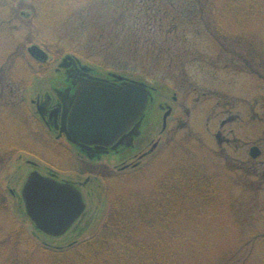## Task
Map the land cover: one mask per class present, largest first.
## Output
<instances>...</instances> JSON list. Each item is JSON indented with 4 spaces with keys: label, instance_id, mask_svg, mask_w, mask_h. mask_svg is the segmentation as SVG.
<instances>
[{
    "label": "rangeland",
    "instance_id": "374dc122",
    "mask_svg": "<svg viewBox=\"0 0 264 264\" xmlns=\"http://www.w3.org/2000/svg\"><path fill=\"white\" fill-rule=\"evenodd\" d=\"M86 1L81 15L74 11L67 19L69 8L47 18L46 24L54 25L36 30L41 44L34 45L51 61L41 64L27 52L31 32L23 17L38 1L0 0V195L7 203L0 213V264H51L47 252H64L98 234L116 193L149 198L178 169L177 174L194 175L207 190L191 203L184 196L179 221L160 226L174 227L181 236L175 241L163 231L162 264H264V140L258 160L248 156L245 146L257 145L264 130V0H211L213 14H204L197 0ZM208 19L215 27L206 24ZM226 34L235 39L224 40ZM67 56L97 74L110 72L146 83L159 94H176L182 123L172 125L144 168L92 183L94 197L87 199L77 226L50 238L27 216L21 193L33 165L42 175L56 171L63 178L76 172L88 177L76 152L53 144L31 105L49 89ZM229 118L245 121L225 126L240 135V151L219 144L217 134ZM26 136L34 143L25 144ZM11 144L22 145L25 152H7Z\"/></svg>",
    "mask_w": 264,
    "mask_h": 264
},
{
    "label": "flooded vegetation",
    "instance_id": "af4514ba",
    "mask_svg": "<svg viewBox=\"0 0 264 264\" xmlns=\"http://www.w3.org/2000/svg\"><path fill=\"white\" fill-rule=\"evenodd\" d=\"M59 72L65 77L51 81L49 89L40 91L31 100V105L35 108L37 114V117L36 115L34 117L35 119L38 118V123L52 137L54 145L61 147L62 150L76 152L75 155L78 156L76 160H78L77 163L81 166L82 172L87 171L89 173L85 180L82 179L83 175L79 172H76L75 175L69 174L67 178L60 177L56 171L49 172L43 176L53 178L59 183L73 185L81 192L87 212V199L94 197V192L89 187L98 179H102L105 182L101 176L95 175L90 168L98 169L104 176H107V172H110L108 177L114 180L117 177L116 175L132 174L147 166L160 150L164 137L169 130H173L172 125L175 124L177 126L178 123H182V118H177L180 112V98L170 92L167 94H159L157 90L152 92L148 109L144 116L128 130H111L107 132L103 128H84L79 126L82 120L76 115V110L79 107L77 97L82 89L85 88L86 83L91 82V78L118 85L121 82L116 80L111 74L105 76L97 74L93 70L86 68L79 61H77L76 66L72 64L69 69ZM183 109L185 110L186 108L183 106ZM39 110H41V113ZM156 111L157 114L161 112V115L156 116ZM243 123L239 124L235 119L229 118L221 124V131L218 132L217 137L219 144L225 146L226 151H240L244 148L242 147L244 144L238 143L240 139L237 140V138L240 135L236 134L235 127L225 130V126L229 124L241 126ZM218 129L216 128L215 130ZM260 131L262 132L257 145L248 148L250 144H245L247 149H249L247 153L251 159L252 148H258L259 157L255 160L263 156L261 145L264 140V130ZM223 132H225V135H223ZM113 160L116 161L115 164ZM85 161L88 164L86 167L83 166L85 164H81L85 163ZM33 167L35 169L31 173L38 172V166L33 165Z\"/></svg>",
    "mask_w": 264,
    "mask_h": 264
},
{
    "label": "trees",
    "instance_id": "16d2710c",
    "mask_svg": "<svg viewBox=\"0 0 264 264\" xmlns=\"http://www.w3.org/2000/svg\"><path fill=\"white\" fill-rule=\"evenodd\" d=\"M37 1V5L32 11L23 12L25 14L23 17L26 20L25 29L28 30V33L31 32L28 41L31 45L41 44L34 33L47 25L46 22H49L47 18H51L53 14L70 8L66 12L69 14L67 17L69 19L74 11L81 15L87 10V5H84L86 0ZM197 1H200L204 14L215 13L212 8L214 3L211 0ZM22 10V6L19 5L18 11L22 12ZM208 20L206 24L209 27H215L213 21ZM83 23L84 20L81 19L80 24L82 26ZM49 24L54 25L55 23L50 22ZM223 38L224 40L235 39L227 34ZM58 75L55 74L53 80L59 79ZM23 140L25 144L26 142L34 143L28 136L24 137ZM8 146L7 152L11 150H14V154L25 152L22 145L13 146L11 144ZM90 169L105 181H112L108 177L110 172L104 176L98 169ZM178 171L174 170L165 181L155 186L149 198L147 195L142 196L137 192L116 193L110 202L109 213L98 234L83 243L70 246L64 252H47L46 254L52 257L51 260H54L51 261V264H162L161 261L164 257L162 248L165 244L162 240V234H165L163 231L167 230L166 232H169L175 241H180L181 236L179 230L178 234H175L177 230L174 227L160 228V226L168 221H176L177 219L179 221L178 216L183 212L179 208L184 206V196L191 203L193 198H200L199 195H204L207 190L200 186L199 179H196L194 175L182 177L181 174H177ZM82 173L89 172L84 171ZM186 183L190 188L184 187ZM186 190L191 193L184 192ZM202 198L204 200V197ZM6 209L7 203L3 194V196L0 195V213ZM178 224V222L174 223V226H178ZM150 237L153 239L151 240ZM168 252L174 253V248L170 247Z\"/></svg>",
    "mask_w": 264,
    "mask_h": 264
},
{
    "label": "water",
    "instance_id": "95a60500",
    "mask_svg": "<svg viewBox=\"0 0 264 264\" xmlns=\"http://www.w3.org/2000/svg\"><path fill=\"white\" fill-rule=\"evenodd\" d=\"M29 55L39 62H47L49 55L39 46L28 49ZM76 66L73 57L68 56L56 72ZM113 77L120 85L91 78L79 93L76 115L82 127L111 130H128L137 124L148 106L151 92L146 84L125 81L121 76ZM90 78V77H89ZM41 113V110H39ZM97 131V130H95ZM259 156L258 148L251 150V157ZM22 198L28 217L41 233L58 238L64 236L85 211L82 194L70 184H62L35 172L27 180Z\"/></svg>",
    "mask_w": 264,
    "mask_h": 264
}]
</instances>
